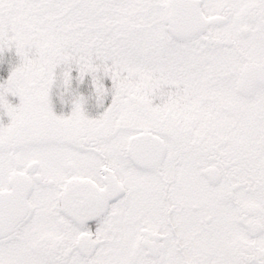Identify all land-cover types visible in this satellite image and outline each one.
I'll use <instances>...</instances> for the list:
<instances>
[{
    "label": "snow or ice",
    "instance_id": "1",
    "mask_svg": "<svg viewBox=\"0 0 264 264\" xmlns=\"http://www.w3.org/2000/svg\"><path fill=\"white\" fill-rule=\"evenodd\" d=\"M0 264H264V0H0Z\"/></svg>",
    "mask_w": 264,
    "mask_h": 264
}]
</instances>
